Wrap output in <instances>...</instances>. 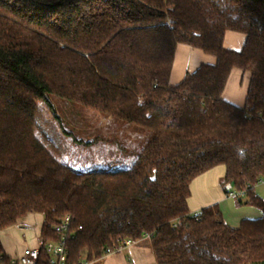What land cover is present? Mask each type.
Listing matches in <instances>:
<instances>
[{
  "label": "trees",
  "instance_id": "1",
  "mask_svg": "<svg viewBox=\"0 0 264 264\" xmlns=\"http://www.w3.org/2000/svg\"><path fill=\"white\" fill-rule=\"evenodd\" d=\"M228 31L241 51L225 49ZM180 44L217 61L172 86ZM234 68L251 75L243 108L222 98ZM50 96L152 135L130 168L74 169L37 134L41 102L60 120ZM216 167L260 218L232 227L217 204L190 215L193 181ZM262 181L264 0H0V233L38 213L43 242L59 240L70 214L68 264H102L126 239L157 264H264Z\"/></svg>",
  "mask_w": 264,
  "mask_h": 264
},
{
  "label": "rangeland",
  "instance_id": "2",
  "mask_svg": "<svg viewBox=\"0 0 264 264\" xmlns=\"http://www.w3.org/2000/svg\"><path fill=\"white\" fill-rule=\"evenodd\" d=\"M50 99L55 103V107L56 105L61 107L60 120L53 116L46 103L41 102L37 118V134L58 159L59 156H63V159H66L74 169L82 171L107 169L110 161L114 162L116 168H130L138 150L142 149L148 137L152 135L148 130L125 122L122 124H125L128 130L124 131L123 127L117 130L116 127L107 125L110 121L109 117L95 110L56 96H50ZM90 135H93V139H90ZM95 136L99 139L95 140ZM122 147H127V151H123ZM257 186L264 188V182L258 183ZM239 199V197H228L226 203L221 206L225 221L232 227H238L241 219H255L262 216L258 207L242 204ZM243 200L245 201L244 197ZM130 251L125 248L120 254L117 253L122 259L120 264H125L131 258L133 263L137 264L138 256H134L135 251H132L133 254ZM108 256H105L107 262L112 261L113 258H107Z\"/></svg>",
  "mask_w": 264,
  "mask_h": 264
},
{
  "label": "crops",
  "instance_id": "3",
  "mask_svg": "<svg viewBox=\"0 0 264 264\" xmlns=\"http://www.w3.org/2000/svg\"><path fill=\"white\" fill-rule=\"evenodd\" d=\"M245 38L244 34L228 31L225 35L224 47L231 51H241L245 43ZM216 61L214 56L200 49L180 44L176 50L170 84L176 86L183 81L188 72L196 70L202 64L214 65ZM250 76L249 72L234 68L222 95L224 101L243 108L246 104ZM223 178V167H216L198 176L192 183V194L189 199L190 210H202L215 204L221 210V206L226 203L228 197L237 198L238 195H229V192H235V190L229 188L226 192ZM257 185L255 187L256 193L264 198V188ZM222 214L224 213L222 212ZM43 221L44 216L42 214L31 213L18 223L3 229L0 237L6 254L12 257L18 256L26 246L37 247ZM128 249L131 250V253L135 251L134 256H138L137 264H157L155 255L150 247L133 245L128 247ZM118 254L108 256L107 258H113L110 262H107L106 258H104L102 264H120L122 259L117 256ZM127 263L134 264L132 258L125 262V264Z\"/></svg>",
  "mask_w": 264,
  "mask_h": 264
},
{
  "label": "built area",
  "instance_id": "4",
  "mask_svg": "<svg viewBox=\"0 0 264 264\" xmlns=\"http://www.w3.org/2000/svg\"><path fill=\"white\" fill-rule=\"evenodd\" d=\"M229 195L237 196L238 193L231 191ZM202 213V210L190 211V215L197 220L200 219ZM72 222V215H64L53 227L54 231L61 236L59 240H51L44 243L40 237L37 247L26 246L20 255L11 256L8 262L5 261L3 256H0V264H42L40 261L42 252H45L46 255L44 260L45 264H68L69 250L67 247V241L70 238H73L74 234L77 232L72 228ZM174 225L177 226L178 222ZM79 229H81V227H79ZM133 245V240H123L119 244L107 248L105 250V255L108 256L119 253L123 249Z\"/></svg>",
  "mask_w": 264,
  "mask_h": 264
}]
</instances>
